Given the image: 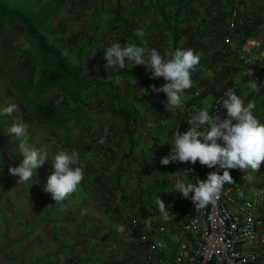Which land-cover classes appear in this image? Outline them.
<instances>
[{"label":"crops","instance_id":"0c3cea01","mask_svg":"<svg viewBox=\"0 0 264 264\" xmlns=\"http://www.w3.org/2000/svg\"><path fill=\"white\" fill-rule=\"evenodd\" d=\"M112 1L118 11L112 15L114 24H107L104 13L97 16L100 26L104 24L100 32L107 47L121 39L123 44L156 48L162 55L176 48L192 49L200 56V64L192 75L193 86L186 90L182 107L167 109L166 94L152 89L153 85H162L163 77L152 78L145 65L114 71L102 59L104 69L115 75L111 80L115 88L104 93L106 106L95 122L97 132L93 133L91 122L85 125V135L87 143H93L92 135L97 134L104 141V148L99 149V156L91 146L82 149V192L62 203L60 208L64 211L57 223L41 229L9 259L16 257L22 262L25 257L27 263L23 264H143L138 256L146 248L137 245L138 234L130 228L134 218L143 227L139 233L152 241L163 239L166 257L173 258L180 244L189 243L182 231V220L193 204L190 198L176 193L177 178L187 172L181 178L192 183L189 171L194 167L200 168L205 178L210 172L224 171L219 166L208 168L199 161L160 163L172 148L177 126L180 132L187 131L191 117L206 105L213 104L212 114L218 96L228 87H235L245 103L253 101L254 115L264 122V90L256 94L249 87L237 58V51L245 50L264 64V0H243L233 36L234 48L224 56L220 51L234 0ZM137 28L145 30L143 40L135 35ZM229 171L240 174L241 184L249 191L264 183V161L252 173V181L247 180L248 172ZM157 196L165 203L168 219L159 210ZM82 209H87V213L82 214ZM257 217L264 221V205ZM160 224L168 226L171 233L164 237L157 233L155 228ZM114 246L120 251L109 255L107 250Z\"/></svg>","mask_w":264,"mask_h":264},{"label":"trees","instance_id":"16d2710c","mask_svg":"<svg viewBox=\"0 0 264 264\" xmlns=\"http://www.w3.org/2000/svg\"><path fill=\"white\" fill-rule=\"evenodd\" d=\"M64 5L69 6L72 14L92 12L96 24L88 29L79 27L78 31L65 28L64 33L69 35L58 40L62 27L70 21L60 16ZM113 6L112 0H0V30L7 27L11 37L14 35L5 38L10 49L0 51V83H9L7 94L0 97V109L14 100L21 112V122L28 128V143L47 151L49 159L27 182L12 175L9 169L22 160L19 141L8 134L16 112L0 116V221L10 215V220H5L8 229L1 236L0 264L27 263L25 257L22 262L8 257L45 226L57 223L64 211L60 208L63 202H55L44 191V184L54 171V155L58 151L80 153L91 146L99 156L100 138L87 143L84 133L86 124L96 122L92 114H101L105 109L104 93L115 88L111 81L115 79L114 73L97 65L99 59L104 60L107 47L100 32L104 24L100 26L97 16L106 14L107 24L113 25L112 15L118 13ZM117 41L123 45L121 39ZM79 129L80 136L74 135L73 130ZM36 134H42L43 140L39 141ZM81 154L77 166L83 168ZM82 186L83 181L70 198L80 194ZM12 224L18 226L15 235H10Z\"/></svg>","mask_w":264,"mask_h":264},{"label":"clouds","instance_id":"9594fccd","mask_svg":"<svg viewBox=\"0 0 264 264\" xmlns=\"http://www.w3.org/2000/svg\"><path fill=\"white\" fill-rule=\"evenodd\" d=\"M135 35L141 40L146 35L143 28H137ZM106 67L114 71L145 65L152 73V78L166 81L160 87L152 86L154 92L165 93L167 109L182 107L186 90L193 86L192 75L200 64V56L192 49L176 48L166 55L156 49H147L135 43L123 44L119 41L105 48ZM113 66H118L114 68ZM253 76L251 70L247 73ZM249 87L257 88L254 79L247 81ZM226 110L223 118L219 114H210L213 104L206 105L191 117V126L187 131L177 130L171 142L172 148L168 155L163 156L160 163L191 162L206 165L208 168L219 166L223 173L210 172L204 180L197 183H186L181 173L175 183L176 193L190 198L196 208H204L215 204L226 183H233L230 169H241L248 172L247 180L252 181V173L257 172L264 161V122L254 115L256 107L253 101L245 103L234 88L229 87L219 102ZM16 109L15 104L0 109V116H10ZM10 138L19 141L22 160L18 166L11 167L9 172L19 181L27 182L37 173L48 159V152L31 146L28 143V128L24 123L14 122L8 128ZM150 142V147H151ZM80 153L76 150L58 151L53 159L54 171L44 184V191L50 193L55 202H64L76 193L84 180V169L79 164ZM191 193V196H190ZM156 202L164 219H168L165 203L157 196ZM82 214L87 209H82Z\"/></svg>","mask_w":264,"mask_h":264},{"label":"built area","instance_id":"2783aa9c","mask_svg":"<svg viewBox=\"0 0 264 264\" xmlns=\"http://www.w3.org/2000/svg\"><path fill=\"white\" fill-rule=\"evenodd\" d=\"M242 2L233 1L227 34L220 51L223 56L234 48L233 36L237 31ZM261 55L264 57V52ZM237 58L243 66L242 75L246 81L256 80L254 92L257 94L264 90V64H260L245 50L237 51ZM249 70L253 73L252 77L247 75ZM160 83L166 81L162 78ZM231 88L236 90L235 87ZM228 89L224 88L218 96L212 114H219L222 118L226 116V110L219 102ZM97 110L101 111V108ZM99 144L104 148V141ZM231 176L233 183L224 185L214 205L210 203L204 208H196L193 203L185 212L182 231L189 243L180 244L173 258L166 257L167 246L163 239L152 241L147 235L139 233L143 227L137 218L132 219L130 228L138 234L137 245L146 248L138 260L143 264H264V221L257 217L259 208L264 205V183L249 191L241 184L240 174ZM189 177L192 184L197 183V179H206L203 171L196 167L190 169ZM155 229L163 237L171 233L170 228L163 224L157 225ZM119 251L120 248L114 246L107 253L114 255Z\"/></svg>","mask_w":264,"mask_h":264},{"label":"rangeland","instance_id":"374dc122","mask_svg":"<svg viewBox=\"0 0 264 264\" xmlns=\"http://www.w3.org/2000/svg\"><path fill=\"white\" fill-rule=\"evenodd\" d=\"M12 1V0H11ZM60 16L62 17H65L67 19H70L68 25H65L62 27V30H61V33L58 35V40H62L63 38H65L66 36H68L69 34H66L64 33V29L66 28H70L71 30L73 31H78L79 30V27L82 28V29H88L90 27H92V25L96 22V18H94V15L91 13H79V12H74L72 14L70 8L68 5H64L62 8H61V12H60ZM96 24V23H95ZM0 33H1V37H0V51H4L5 49L9 50L10 47L6 44L7 41L5 38H14V35L13 37H11V30H9L7 27H5V29H1L0 30ZM90 33V32H89ZM97 65L98 66H103L104 67V64L102 63V60L99 59V61L97 62ZM1 69V67H0ZM1 71V70H0ZM8 84L6 81H2L0 83V97L3 96V95H6L7 94V91H8ZM9 97V96H8ZM11 98V97H9ZM14 99V97H12ZM3 99V98H2ZM1 99V100H2ZM6 100V99H5ZM11 104H14V100H9V102H7L6 104H4L2 106L1 109H3L4 107L8 106V105H11ZM105 108V107H104ZM15 112H16V115H15V122L16 123H24L25 122H21L22 121V118H21V112H20V109H19V106H16V109H15ZM93 118L98 121V112L96 113H93L92 114ZM72 125V124H70ZM95 129H93V133L97 132L96 128H97V124H93ZM98 129V128H97ZM80 129L79 130H73V133L74 135H79L80 136ZM86 132H87V129H85V133H84V137H86ZM36 137L38 138L39 141L43 140L44 136L42 134H36ZM97 138V134H93L92 135V140H96ZM8 143V141H7ZM81 153V152H80ZM83 162V161H82ZM17 208V206L15 207V209ZM8 222V220H10V215H6L5 217H2L1 221L2 223H4L3 225L0 224V231L2 232V234L0 235V241L2 240V237L5 236L4 233L6 232V230L8 229L7 227V223L6 221ZM17 228L18 226L15 225V224H12V228H11V233L10 235H15V233H17ZM50 234H47V236H49ZM2 236V237H1ZM51 236V235H50ZM18 236H11V239H14V238H17Z\"/></svg>","mask_w":264,"mask_h":264}]
</instances>
